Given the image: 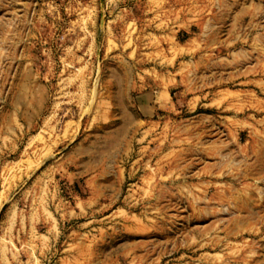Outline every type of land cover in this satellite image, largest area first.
I'll return each mask as SVG.
<instances>
[{
  "label": "rangeland",
  "instance_id": "1",
  "mask_svg": "<svg viewBox=\"0 0 264 264\" xmlns=\"http://www.w3.org/2000/svg\"><path fill=\"white\" fill-rule=\"evenodd\" d=\"M0 264H264V0H0Z\"/></svg>",
  "mask_w": 264,
  "mask_h": 264
}]
</instances>
